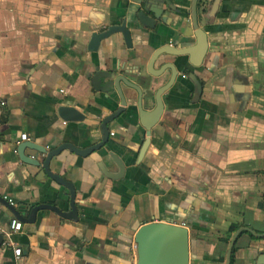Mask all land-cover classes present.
Returning a JSON list of instances; mask_svg holds the SVG:
<instances>
[{"label":"crops","instance_id":"1","mask_svg":"<svg viewBox=\"0 0 264 264\" xmlns=\"http://www.w3.org/2000/svg\"><path fill=\"white\" fill-rule=\"evenodd\" d=\"M191 1L0 0L1 197L21 212L42 204L69 210L68 190L19 158L20 136L45 154L67 143L97 144L102 120L120 99L114 90L97 91L94 80L98 87L125 77L152 111L171 72L154 77L149 61L161 48L196 44ZM145 5L163 12L152 30L137 20ZM123 23L130 48L118 33L87 50L93 33ZM197 24L207 40L201 65L163 54L152 66L168 63L177 77L161 96L163 112L149 137L137 93L121 84L126 107L108 123L106 146L86 157L63 150L50 161L51 172L76 191L75 219L43 210L13 232L14 217L0 204V264H136L134 235L156 222L186 228L189 264H227L238 230L232 264H264V0H199ZM61 106H73L83 120L63 122ZM110 154L123 166L120 178L99 168L119 173ZM23 156L40 164L44 157L35 148Z\"/></svg>","mask_w":264,"mask_h":264},{"label":"water","instance_id":"2","mask_svg":"<svg viewBox=\"0 0 264 264\" xmlns=\"http://www.w3.org/2000/svg\"><path fill=\"white\" fill-rule=\"evenodd\" d=\"M199 0H192L191 1V8H190V17H191V24L192 28L194 29V35L196 37V44L192 47L186 49H175L172 47H164L152 55L149 66H148V73L154 77H159L164 74L165 71L170 70L171 76L169 78L168 83L165 86L159 88L154 96L155 107L152 111L148 112L143 109L142 105V92L139 86L134 83L129 82L125 77L118 76L116 77L111 83H107L103 86L97 87V82L94 83V88L99 92H108L110 90H114L120 99V106L119 109L107 116L101 122V140L86 149L77 148V146L73 144H63L58 148L48 152L45 154V150L42 148H36L32 144L28 142H22L19 144L17 148V153L21 161L31 164L34 166H40L43 169L45 175L53 180L56 184L65 187L69 192V200L68 206L69 210L67 212H63L57 206L51 204H42L33 207H24L23 212L19 211L15 208V206L10 205L3 197L0 196V204L8 210L16 219L24 224H32L36 220V215L39 211L49 210L54 212L57 216L65 219L71 220L77 217V205L75 203L76 191L71 183L64 180L61 176L54 174L51 172L49 164L50 161L59 156V154L63 150H69L73 154L81 157H86L100 149L104 148L106 144L109 142V135L110 132L108 130V123L118 118L122 112L125 111L126 102L124 94L121 90L120 85L134 90L137 93V111L139 115V124L146 130L147 134L146 137L150 135V129L158 122L162 112H163V102H162V94L166 90H168L176 80L177 71L175 68L166 63L163 67L158 70H152V66L155 60L162 56L163 54L166 55H173V56H192L194 58V62L191 63L193 66H199L202 64L204 56L207 51V40L205 33L198 28L197 24V6ZM152 12L153 18L147 15V11ZM163 17V12L160 8L150 7L149 5H145L144 9L137 13V20L141 26H144L150 30L154 29L155 23L157 20ZM120 33L123 37L124 43L126 47H131V35L130 32L125 28L124 23L120 26L110 27L103 33L96 34L93 33L88 44L87 50L89 52H95L101 41L111 38L113 34ZM107 76V75H104ZM193 85L195 86L196 94L200 97L201 95V87L198 81L193 78ZM58 116L62 119L63 122H80L83 120V116L78 113L73 106H61L58 108ZM25 148H35L40 154L44 157L41 164L38 160H34V157L25 158L23 156V151ZM110 158L115 162V164L119 168L118 174H110L106 171L103 164L99 165V168L103 172V174L107 177L111 178H120L123 173V166L120 160L113 154H110ZM239 230L235 232L231 242L229 244L228 252H227V264H230V257L232 254V249L235 243V240L239 234ZM259 237V236H258ZM4 236L0 233V246L3 245ZM134 242L136 246V255H137V262L136 264H189V238L188 232L186 228L181 226L180 224H173L171 222H156V223H149L146 225L141 226L134 235Z\"/></svg>","mask_w":264,"mask_h":264},{"label":"built area","instance_id":"3","mask_svg":"<svg viewBox=\"0 0 264 264\" xmlns=\"http://www.w3.org/2000/svg\"><path fill=\"white\" fill-rule=\"evenodd\" d=\"M62 93V91H60ZM111 136H113V134H111ZM20 141L21 142H26L28 141V138L27 136L24 134V135H21L20 136ZM4 200H6L10 205H14V202L11 200V199H8L6 196L3 197ZM10 229L13 231V232H19L21 230V223L19 221H17L16 219H13L10 223ZM10 247H14L12 246V244H10ZM13 254L16 258H19L20 255H21V250L20 248H13Z\"/></svg>","mask_w":264,"mask_h":264},{"label":"trees","instance_id":"4","mask_svg":"<svg viewBox=\"0 0 264 264\" xmlns=\"http://www.w3.org/2000/svg\"><path fill=\"white\" fill-rule=\"evenodd\" d=\"M233 262V255L231 254V257H230V264H232Z\"/></svg>","mask_w":264,"mask_h":264},{"label":"flooded vegetation","instance_id":"5","mask_svg":"<svg viewBox=\"0 0 264 264\" xmlns=\"http://www.w3.org/2000/svg\"><path fill=\"white\" fill-rule=\"evenodd\" d=\"M182 78H183V79H185V78H186V76H185V75H182ZM109 136H111V134H110ZM112 137H113V136H112Z\"/></svg>","mask_w":264,"mask_h":264}]
</instances>
